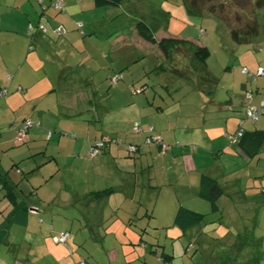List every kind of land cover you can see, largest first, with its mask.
Masks as SVG:
<instances>
[{"label":"crops","instance_id":"obj_1","mask_svg":"<svg viewBox=\"0 0 264 264\" xmlns=\"http://www.w3.org/2000/svg\"><path fill=\"white\" fill-rule=\"evenodd\" d=\"M50 3L51 0H0V230L7 226L5 234L0 233V264H90L75 254L74 242L69 255L58 246L53 250L49 239L55 229L53 219L47 218L48 209L39 204H66L67 199L62 198L68 195L72 204L83 200L91 208L111 201L119 204L117 197L121 193H132L134 197L140 189L160 187L172 188L176 204H209L198 195L201 176L215 180L222 192L217 209L209 205L205 214L223 208L226 217L220 222L229 229L234 226L237 233L219 235L216 228L212 229L214 234L205 232L206 216L195 209L203 216L195 226L181 230L173 219L162 228H170V235L165 231L166 239H178L179 245L172 243L173 255L174 245L181 247L180 240L184 238L185 252L198 246L200 256L212 258L214 264H230L224 258L248 257L256 252V258L264 260V139L253 158L228 140L244 119L245 97L243 100L242 94L238 95L236 105L231 101L207 109L212 115L210 122L202 118L191 123L185 118L181 102L163 104L162 98L155 93L148 96L138 86L141 77L163 62V56L155 45L138 37L135 24L144 21L154 29L157 39L170 37L165 31L177 30V25L169 26L170 11L142 0H127L115 8H96L93 0H63L58 11ZM176 7L177 12L187 15L180 0ZM38 25L45 32L38 31ZM28 26L34 28L31 35L27 34ZM58 26L65 32L60 36L52 32ZM188 34L187 40L202 44L201 32L193 29ZM165 67L167 70L160 73L170 72L169 65ZM99 70L108 73L100 76ZM115 74L121 79L111 85L109 79ZM192 76L188 71L186 77L179 78L187 80ZM246 79L248 82L245 80L240 90L252 93L250 104L257 106L264 100V77L252 82ZM107 84L114 88L105 91ZM251 85L255 86L253 91L248 90ZM2 90L6 92L4 96ZM27 119L37 125L17 143L16 132ZM133 123H138L142 132H133ZM241 127L243 132H264V117L256 123L243 120ZM148 128L166 145L164 153L158 145L144 143ZM103 139L119 143L111 142L99 155L90 157V147ZM130 145L137 148L133 154L128 152ZM106 189L112 190L106 198L94 201L88 197ZM140 199L136 198L138 203ZM103 213L93 219L81 216L75 225L81 235L73 241L78 239L77 247L87 259L93 249L90 245L83 248V241H95L92 226L98 228ZM40 216L46 223L40 221ZM242 226L252 228L250 237L244 229L240 232ZM255 226L258 233H254ZM130 238L127 240L133 246ZM142 238L138 237L140 243ZM228 238L227 244L219 245ZM141 248L143 255L131 262L126 259L124 264H139L141 258L143 264H164L159 258L162 254L171 264L173 258L165 244L163 252L156 254L157 261L144 257L151 253L149 245L142 244ZM244 264H251V260Z\"/></svg>","mask_w":264,"mask_h":264},{"label":"rangeland","instance_id":"obj_2","mask_svg":"<svg viewBox=\"0 0 264 264\" xmlns=\"http://www.w3.org/2000/svg\"><path fill=\"white\" fill-rule=\"evenodd\" d=\"M142 1L148 5H162L165 12L170 11L169 15L171 18L169 26L175 24L177 25V30H173L175 32L165 31V33H168L167 36L190 39L188 36L190 30L195 29L198 30V32H204L203 36H200L203 38H200V43L210 50V56L206 61V67L209 75L213 77V79H211L213 81L210 80L209 82H205L207 79L206 74L190 68L188 56L184 53H178L172 62L173 66L185 72L192 71L194 76L189 77L187 80H183L175 76L171 71L145 74V76L141 77L138 81V83H140L138 86L140 85L143 87L148 96L155 93L164 100L163 104L177 101L181 102L184 112L186 113L185 118L187 121L195 124L202 120V118L208 122L212 121V115L209 113L210 110L207 109L218 106L219 103L223 105L225 102L232 101L233 103L234 101L236 105V99L239 98L238 95L241 94L244 100L246 94L244 91L240 90V85L247 80V77L246 75H241L240 70L243 68L255 69L257 66L264 67V8L257 9L255 7V0H210V4L215 6L216 15L221 18L220 20H223V22H221L214 16L195 17L184 15L181 13L182 11H180V13L177 12L176 4L178 0ZM228 28L232 31H236V34L239 35L246 31H250L252 39L246 42L235 43L231 38ZM254 29L255 34L253 33ZM81 33L83 35L84 31L80 30V34ZM107 54V52L104 53V55ZM177 62L180 63L177 64ZM89 66L96 70L99 69V66H93L91 64ZM257 69L253 72L249 71V73L254 74ZM122 72H124V70ZM104 73H108L107 70H105V72L99 70L100 76ZM189 75L191 74L189 73ZM252 81L253 80H251V82ZM246 82H248V80ZM251 84H254V82ZM112 88H114V86L108 87L107 84L105 86V91ZM254 89V85L248 88L249 91H253ZM112 99L117 103L116 99ZM113 104L115 105L114 102ZM208 122L207 126L209 125ZM50 131L53 132L52 130ZM128 195L129 196H125L122 193L119 194L117 197V200L120 201L119 204H113V201H111L110 204L92 205L91 208H88L83 200L79 201L80 203L72 204L68 201V195H65L66 198H62L64 200L67 199L66 204H62L61 201L59 204H39L41 208L46 207L48 209L47 218L51 216V219H53V226L55 228L53 230V236L59 235L60 229L69 231L72 235V240L68 241L67 247L59 244L56 245L53 242V250L58 246V248H63L65 250L66 255H69V251L71 250L70 245L74 242L75 254H77L78 257L82 255L87 261L89 260L90 264H108L110 261L118 262L117 264H119L120 261V263L124 264L126 259L129 260L128 262H131L130 260H134L143 255L141 248L142 244L149 245L148 251H151V253H145L144 257L147 256V260L153 257V259L157 261L158 255L156 254L163 252L162 247L163 244H165V250L168 248V253L173 258L171 259V264H214L212 263V258L200 256L198 246H195L196 250L185 252L187 242L183 241L184 238L180 240L181 247L174 245L175 255H173L172 243L179 245L178 239H175L173 242L171 238L166 239L164 236L165 231L167 230L170 235V228L162 230V228L166 226L164 225L166 221L172 223L179 207L190 211L193 209V212L197 209V211H203L202 213L205 214V210L210 207L209 204H198L197 206H195V204H176V193H174L170 187H160L151 191L146 189L142 191V189H140V191L134 194V197H131L133 196L132 193ZM136 198H141L140 203H138ZM149 200H152L151 204L148 203ZM220 206L222 205L220 204ZM222 209L223 208L217 213L209 211L205 214V224L207 222L205 232L214 234L212 229L216 228L219 235L228 234L230 236L231 233L236 234L237 231H235L234 226H231L232 228L229 229L226 224L220 222L222 217H226ZM103 211L104 219L99 225L96 224L98 228L96 229V227H94L95 225L92 226V235H94L93 238L95 241H83L86 245L83 248H87L88 245H90L93 249L91 250V258L87 259L84 253L79 250L80 247H77V245H79L78 239L73 241L76 235H81L75 225L81 221V216H87L93 219L95 216H99L98 213ZM233 213L234 216L237 215L236 212ZM40 217H42L40 221L46 223V219L43 216ZM242 229L245 230L246 233L244 234L247 237H250V233L253 232L252 228L248 230L243 226L240 228V232ZM254 229V233L259 232L258 227L255 226ZM140 235L143 237L141 243L138 241ZM129 237H131L130 239L133 246L129 245L127 240ZM240 237H242V235L238 238ZM49 239L51 242L52 238L50 237ZM228 240L229 238L225 239L224 242L219 243V245L227 244ZM239 240L242 241L241 238ZM101 249H105V251ZM105 252L107 253L105 254ZM256 255L257 252L248 257L230 256L224 258V260L229 261L230 264H232V259H234L233 264H244L247 260H251V264L252 261L255 264H263L264 260L257 259ZM143 263L144 261L141 258L139 264ZM131 264H137V262L134 261Z\"/></svg>","mask_w":264,"mask_h":264},{"label":"trees","instance_id":"obj_3","mask_svg":"<svg viewBox=\"0 0 264 264\" xmlns=\"http://www.w3.org/2000/svg\"><path fill=\"white\" fill-rule=\"evenodd\" d=\"M127 0H93L94 7L96 8H105V7H119L121 4ZM188 16L195 17H205V16H214L217 19H221L216 15L215 6L210 4V0H180ZM51 6V3H50ZM255 7L257 9L264 8V0H255ZM58 11V10H57ZM223 22V20H220ZM228 27V26H227ZM57 28V27H56ZM55 29V28H54ZM231 38L235 43H241L249 41L251 38L250 31L241 33V35L236 34V31H232L228 28ZM135 31L139 38H141L146 43L155 45L163 56V62L157 66L151 73H157L166 71L167 68L165 64L169 65V70L178 77H186L188 72H185L177 67H174L172 62L174 57L178 53H184L188 56V63L190 68L201 70L205 73L207 79L205 82L211 80L209 73L206 71V61L210 56V50L206 46L198 45L193 41L183 39V38H174V37H163L157 39L155 36L154 29L146 24L142 20H138L135 24ZM255 34V29L253 30ZM165 63V64H164ZM248 71V70H247ZM213 81V80H211ZM264 139V132L262 131H252V132H243L242 136L237 141V146L239 149L248 157H256L259 153L260 147ZM112 192L111 189H106L100 192H95L90 194L88 197L94 201H99L103 198H106ZM198 195L201 199L207 201L212 209H217V200L222 195L221 189L216 183L215 180L208 176H201L199 182V191ZM203 217L202 215L190 211L188 209L179 207L174 216V224L176 227H179L181 230L189 229L195 226ZM7 226L0 230L1 235H4L6 232ZM69 233V232H67ZM70 234V233H69ZM71 239V235L68 241ZM68 241L65 245L67 246ZM164 264H169L167 261L168 257L159 256Z\"/></svg>","mask_w":264,"mask_h":264},{"label":"built area","instance_id":"obj_4","mask_svg":"<svg viewBox=\"0 0 264 264\" xmlns=\"http://www.w3.org/2000/svg\"><path fill=\"white\" fill-rule=\"evenodd\" d=\"M62 3L63 0H51V7L54 10H60L62 8ZM78 29L81 28V24H77L76 26ZM37 30L40 32H45V28L42 25H38L37 26ZM34 32V28L32 26H28L27 28V34L31 35ZM53 34L56 36H60L61 34L64 33V29L62 28V26H59L55 29L52 30ZM240 73L242 75H246V77H248L251 80H255V78L257 77H264V68H258L256 70V72L254 74L249 73V71H247V69L243 68L241 69ZM7 78H10V75L7 76ZM121 79V76L118 75H114L109 79V82L111 85H115L119 80ZM5 90H2L1 95L4 96L5 95ZM246 99V106H245V110H244V119L243 120H247L250 121L252 123H256L259 118L264 117V100L260 101L259 104L257 106L251 105L250 104V100H251V94L247 93L245 96ZM243 120H241L239 122V127L236 130V132L233 135L228 136V140L230 143H237L238 139L242 136L243 134V129H242V124H243ZM34 124L31 120L27 119L24 120L19 129L16 132L15 135V139L18 142H22L25 137H26V132L29 128L33 127ZM132 131L139 133L142 132L141 128L139 127L138 123H133L132 125ZM66 135V134H64ZM50 134H48L47 137H49ZM119 143L118 141H107V140H99L96 141L89 149V156L90 157H94L96 155H99L105 148L106 146L111 143ZM144 143L147 145H151V144H156L159 146L161 153H164L166 150V145H164L162 143V140L160 139V137L158 135H155L152 133V128H148L147 130V135L145 136L144 139ZM128 147V152H130L131 154L135 153L137 148L135 146H127ZM70 237V234L67 232H63L60 233L57 236H53L52 237V241L55 244H59V245H65L66 241H68ZM80 264H84V262H81Z\"/></svg>","mask_w":264,"mask_h":264},{"label":"clouds","instance_id":"obj_5","mask_svg":"<svg viewBox=\"0 0 264 264\" xmlns=\"http://www.w3.org/2000/svg\"><path fill=\"white\" fill-rule=\"evenodd\" d=\"M203 34H204V32L203 31H201V35L203 36ZM256 79V78H255ZM245 110V109H244Z\"/></svg>","mask_w":264,"mask_h":264}]
</instances>
